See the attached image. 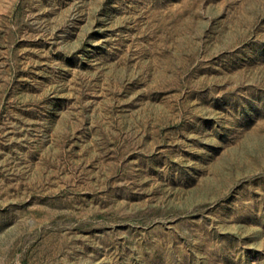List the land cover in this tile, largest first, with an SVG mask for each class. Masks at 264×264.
<instances>
[{"label":"rangeland","instance_id":"1","mask_svg":"<svg viewBox=\"0 0 264 264\" xmlns=\"http://www.w3.org/2000/svg\"><path fill=\"white\" fill-rule=\"evenodd\" d=\"M0 264H264V0H0Z\"/></svg>","mask_w":264,"mask_h":264}]
</instances>
